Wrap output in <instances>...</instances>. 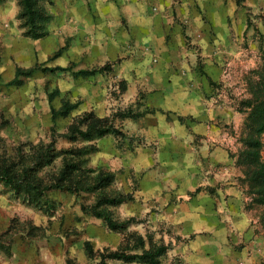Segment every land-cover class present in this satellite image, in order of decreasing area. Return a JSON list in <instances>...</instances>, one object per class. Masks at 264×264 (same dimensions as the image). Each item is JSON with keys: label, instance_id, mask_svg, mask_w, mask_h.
I'll return each mask as SVG.
<instances>
[{"label": "rangeland", "instance_id": "374dc122", "mask_svg": "<svg viewBox=\"0 0 264 264\" xmlns=\"http://www.w3.org/2000/svg\"><path fill=\"white\" fill-rule=\"evenodd\" d=\"M33 1L42 38L23 0H0V171L27 175L17 188L0 180V264H206L226 244L264 263L242 103L264 76V0H231L237 39L210 30L206 50L185 0H172L168 58L154 45V0ZM188 76L208 79L213 124L180 114ZM73 130L92 132L66 139ZM229 196L236 218L207 212Z\"/></svg>", "mask_w": 264, "mask_h": 264}, {"label": "crops", "instance_id": "0c3cea01", "mask_svg": "<svg viewBox=\"0 0 264 264\" xmlns=\"http://www.w3.org/2000/svg\"><path fill=\"white\" fill-rule=\"evenodd\" d=\"M230 1L231 0H185V7L182 9L183 15L186 17L185 19H188L190 29H199V31L204 30L200 38L199 36H195L197 39L196 41H198L204 50H206V46L208 45L207 40L210 30L226 29L230 33V37L235 35L234 38L237 39L235 31L238 28V22L231 19L232 15L236 12V6L231 4ZM172 3V0H154V31L159 30L157 31L158 33L154 34V45H156V52L167 58L172 48L169 47L168 43L169 31L172 29V20H170L168 13ZM155 9L157 11H155ZM196 14L199 16L198 18H196ZM195 33L196 32H194L193 35H195ZM195 74L196 73H194V76L196 77L197 75ZM188 77L187 82L191 84H188L186 88L184 87V89L187 90L186 93L184 90L182 91L184 93V102L182 103L180 114L193 118L201 116L205 119L207 126L213 124L217 117L216 115H218L215 111L214 102L211 98L203 100V96L201 95L203 92L205 94L212 92L208 79L200 80V83H198L196 79H194V82H191L193 81V76L192 78ZM213 78L216 79L214 76ZM194 98L197 100V104L192 103V99ZM200 108L201 111H199ZM202 108H204V110H202ZM227 193L231 194L232 192L228 191ZM208 201V203H210V209L207 212L211 215L222 216L224 219L236 218L238 209L233 204L236 202L234 197H224L223 203H220L221 200H217L216 202L214 199H208ZM216 203L218 204L217 209L215 207ZM224 242L227 243V241ZM226 245L227 246L216 248L214 251L215 256H212L211 260L206 264H238L237 260H241L239 264H264L262 255L260 256L258 254L256 248L252 247L251 253L247 254L246 248L242 249V251H236L228 246V244Z\"/></svg>", "mask_w": 264, "mask_h": 264}, {"label": "trees", "instance_id": "16d2710c", "mask_svg": "<svg viewBox=\"0 0 264 264\" xmlns=\"http://www.w3.org/2000/svg\"><path fill=\"white\" fill-rule=\"evenodd\" d=\"M24 10L22 13V18H25L26 21L30 23V31H32L34 38H42L44 34L42 32H38L37 29V20L38 18H42V14L38 9L35 8L33 0H23ZM21 75L17 74V77L10 84L15 85L19 83L18 77ZM261 80L255 81V89L251 99L244 100L242 103L245 105L246 109H248V118L246 120L244 130L245 134H247L245 140H243L244 148L246 149V170L244 171V176L246 177V181L252 183V187L254 186L257 191L256 202L264 206V163L261 162L260 149H261V141L258 139V136L264 134V76H260ZM112 129V128H110ZM110 129H105L102 127H94L93 130L97 131V133L105 134ZM92 131L82 132L78 130H73L70 134L66 135L65 138L68 140H74L77 138V134L80 136L87 137L90 135ZM27 176V175H26ZM26 176L23 179H16L14 175H10L7 171H0V180L4 181V183L8 186L12 187H20L23 185V180L25 181ZM25 185V183H24ZM125 201L123 198L120 199H107L103 198L99 201L98 205H112L116 203H122ZM98 215L104 217L109 222L111 221L108 216L107 211L102 210L98 212ZM161 251L157 252H147L140 259H148L152 263H155V257H157ZM118 255V254H116ZM116 257H119L116 256Z\"/></svg>", "mask_w": 264, "mask_h": 264}]
</instances>
